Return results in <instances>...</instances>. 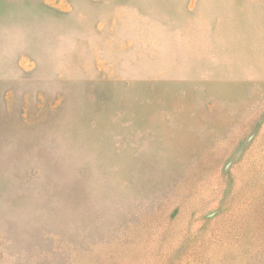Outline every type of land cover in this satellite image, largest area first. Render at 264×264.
<instances>
[{"label": "rangeland", "instance_id": "1", "mask_svg": "<svg viewBox=\"0 0 264 264\" xmlns=\"http://www.w3.org/2000/svg\"><path fill=\"white\" fill-rule=\"evenodd\" d=\"M0 264H264V0H0Z\"/></svg>", "mask_w": 264, "mask_h": 264}]
</instances>
